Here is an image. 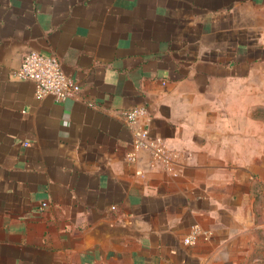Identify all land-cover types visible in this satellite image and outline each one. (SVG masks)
Masks as SVG:
<instances>
[{
	"label": "crops",
	"instance_id": "crops-1",
	"mask_svg": "<svg viewBox=\"0 0 264 264\" xmlns=\"http://www.w3.org/2000/svg\"><path fill=\"white\" fill-rule=\"evenodd\" d=\"M30 52L80 92L38 98ZM262 70L264 0H0V264H246L227 97Z\"/></svg>",
	"mask_w": 264,
	"mask_h": 264
},
{
	"label": "rangeland",
	"instance_id": "rangeland-1",
	"mask_svg": "<svg viewBox=\"0 0 264 264\" xmlns=\"http://www.w3.org/2000/svg\"><path fill=\"white\" fill-rule=\"evenodd\" d=\"M227 104L237 129V164L252 173L249 195L241 201L249 221L241 249L246 264H264V70L236 81Z\"/></svg>",
	"mask_w": 264,
	"mask_h": 264
},
{
	"label": "built area",
	"instance_id": "built-area-1",
	"mask_svg": "<svg viewBox=\"0 0 264 264\" xmlns=\"http://www.w3.org/2000/svg\"><path fill=\"white\" fill-rule=\"evenodd\" d=\"M19 80L29 81L35 85L38 98L51 96L57 101H64L80 92L79 84L66 75L59 60L53 56H44L40 53L30 52L24 55L19 69L14 73ZM147 116L145 108L136 107L124 113V119L129 125H135L133 144L136 149L154 150L158 139H152L144 119ZM133 162L135 156L127 155ZM203 234L202 229L195 225L184 237L185 246H193Z\"/></svg>",
	"mask_w": 264,
	"mask_h": 264
}]
</instances>
